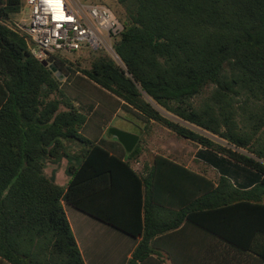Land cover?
I'll list each match as a JSON object with an SVG mask.
<instances>
[{"label":"trees","instance_id":"obj_1","mask_svg":"<svg viewBox=\"0 0 264 264\" xmlns=\"http://www.w3.org/2000/svg\"><path fill=\"white\" fill-rule=\"evenodd\" d=\"M117 3L121 64L94 52L90 67L79 69L54 56L56 75L34 58L27 37L6 25L23 0H0L1 261L85 264L65 201L140 238L126 264L146 261L159 237L184 223L264 262V0ZM62 78L109 93L116 105L102 116L127 111L206 148L221 176L211 179L161 154L144 174L134 170L141 140L127 159L129 148L117 139L125 132L111 128L113 140L85 136L99 112L68 96ZM74 141L81 144L76 152L68 147ZM63 159L67 188L46 173L49 162ZM241 170L251 174L249 189L228 176Z\"/></svg>","mask_w":264,"mask_h":264},{"label":"crops","instance_id":"obj_2","mask_svg":"<svg viewBox=\"0 0 264 264\" xmlns=\"http://www.w3.org/2000/svg\"><path fill=\"white\" fill-rule=\"evenodd\" d=\"M121 112L118 111L114 114L101 137L105 138L108 130L112 127V122L119 117ZM152 124L147 125L142 121L143 128H140V132H146L148 126ZM121 135L137 138L135 145L128 149V154L125 155L128 159L130 152L134 150L141 140V134L125 132V134ZM109 136L113 140L114 135L109 134ZM187 141L197 145V150L194 153L176 152L175 155H172L163 151L157 154L169 157L198 173L205 174L211 179L216 180L221 176L220 169L209 162L208 157L213 159L210 151L193 141ZM153 157L150 158V161H147L148 153L146 149H143L137 159L131 160L133 169L144 174V166L147 164L151 165ZM218 157L224 156L219 154ZM141 160H143V164ZM262 161L264 162V160ZM134 163L136 166H134ZM141 164L142 168L140 169ZM213 171L217 173V176H211V174H214ZM228 176L232 178V181L239 188L243 190L251 188V174L248 170H241L237 178H234L229 173ZM55 179L56 183L67 188L70 178L67 175L66 167L57 171ZM63 205L85 264H126L139 244L140 238L124 233L65 201H63ZM155 250L156 253L140 264H264L256 254L236 252L229 243L190 223H184L179 229L162 234L158 239ZM0 264L7 263L0 259Z\"/></svg>","mask_w":264,"mask_h":264},{"label":"built area","instance_id":"obj_3","mask_svg":"<svg viewBox=\"0 0 264 264\" xmlns=\"http://www.w3.org/2000/svg\"><path fill=\"white\" fill-rule=\"evenodd\" d=\"M22 11L25 17L6 25L27 37L39 62L50 63L66 53L103 52L114 57V43L124 31L121 18L102 3L25 0Z\"/></svg>","mask_w":264,"mask_h":264},{"label":"rangeland","instance_id":"obj_4","mask_svg":"<svg viewBox=\"0 0 264 264\" xmlns=\"http://www.w3.org/2000/svg\"><path fill=\"white\" fill-rule=\"evenodd\" d=\"M25 0H23L24 2ZM80 2H94V3H102L104 5H107L110 7L122 20L123 17V9L122 7L117 3V0H79ZM26 14L24 11L17 14L15 16V19H21L25 17ZM61 58L67 59L69 61H72L75 63L76 67L79 69H85L89 68L91 64V59L93 56V53L90 52H81V53H66L59 55ZM57 56V57H59ZM114 60H116L118 63L121 64V60L117 56V54L112 57ZM56 75H60L61 73L57 70L55 73ZM81 74V73H80ZM64 89L68 96L71 98H82V100L85 103H94L95 108L97 112H99L97 115L94 114L93 119H91L88 123V126L84 129L83 134L89 138H100L102 135L101 129L98 128V122L107 123L112 116L110 115L102 116L101 113H105L107 111L108 105H116V100L107 92L100 89L98 86L94 85L93 83H89L87 81H83L84 86L79 87L75 85L74 82L68 81L66 78H62ZM162 112L169 116L170 118L176 119L169 113L162 110ZM143 128L142 121L135 119L131 116V114L127 111H122L117 119H115L112 122L111 128H118L125 132L130 133H136L141 134V146L143 149H146V152L148 153V159L147 161H150V158L154 156L157 153L168 152L172 155H175L176 152H183V153H190L195 152L197 150V145L190 143L184 138H181L177 136L176 134L172 133L169 129L159 125V124H152L151 126H148V129H146V132H140V128ZM109 129L108 134L105 136L106 139L112 140L111 136L109 134H112V129ZM199 132H202V130L194 127ZM115 135V134H113ZM210 137L214 138L215 140H218L221 142L220 139L217 137H213L209 135ZM117 139H122L120 136H117ZM79 142H71L69 143L68 147L72 151L76 152L78 149H80ZM146 161L145 159H143ZM143 160H141L143 164ZM142 164L140 166V169L142 168ZM68 161L66 159H63L59 163L49 162L46 167V173L49 176H53V174L57 173L58 170L67 168ZM134 166L136 164L134 163ZM214 174H211L212 177L217 176L216 172L213 171ZM57 182V181H56Z\"/></svg>","mask_w":264,"mask_h":264},{"label":"water","instance_id":"obj_5","mask_svg":"<svg viewBox=\"0 0 264 264\" xmlns=\"http://www.w3.org/2000/svg\"><path fill=\"white\" fill-rule=\"evenodd\" d=\"M41 63H42L43 66L48 67V68H49L50 70H52L54 73L57 72V68H56L54 65L50 64L48 61H43V62H41ZM119 136H120V138H122V137L130 138V140L133 141V143H132V145L130 146L129 149H131V147H132L133 145H135V143H136V141H137V138H136V137H132V136H128V135H119ZM118 140H120L121 142H124L122 139H118ZM124 145H125L126 147H128L127 144L124 143Z\"/></svg>","mask_w":264,"mask_h":264},{"label":"flooded vegetation","instance_id":"obj_6","mask_svg":"<svg viewBox=\"0 0 264 264\" xmlns=\"http://www.w3.org/2000/svg\"><path fill=\"white\" fill-rule=\"evenodd\" d=\"M122 140L124 141L123 144H127L128 148H130V146L132 145L133 141L130 140V138H125V137H122Z\"/></svg>","mask_w":264,"mask_h":264}]
</instances>
